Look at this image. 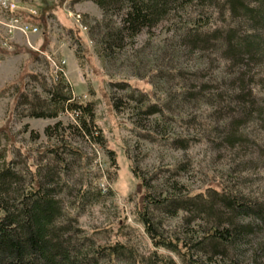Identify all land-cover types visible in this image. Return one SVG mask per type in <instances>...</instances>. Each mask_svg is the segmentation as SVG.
I'll return each mask as SVG.
<instances>
[{
  "label": "rangeland",
  "instance_id": "obj_1",
  "mask_svg": "<svg viewBox=\"0 0 264 264\" xmlns=\"http://www.w3.org/2000/svg\"><path fill=\"white\" fill-rule=\"evenodd\" d=\"M35 2L38 14L17 13L16 25L0 8V168L10 163L25 182L33 174L48 181L49 172L78 239L87 238L88 247L118 242L151 251L137 218L148 189L185 195L226 187L264 207V39L253 51L239 52L244 60L256 55L245 66L213 51L177 54L186 19L167 18L124 35L110 52L100 42L104 29L94 26H116L121 14L104 16L91 0ZM223 17L216 15L215 26ZM22 23L38 30L24 33ZM58 71L72 99L91 104L90 136L77 129L69 111L27 115L34 107L29 101L46 96L42 86H50ZM149 106L156 111L145 113ZM81 189L87 190L82 202ZM251 215L242 222L254 221ZM181 216H163L164 228H176ZM253 232L243 247L246 258L257 249L263 262L264 224Z\"/></svg>",
  "mask_w": 264,
  "mask_h": 264
},
{
  "label": "trees",
  "instance_id": "obj_2",
  "mask_svg": "<svg viewBox=\"0 0 264 264\" xmlns=\"http://www.w3.org/2000/svg\"><path fill=\"white\" fill-rule=\"evenodd\" d=\"M91 1L104 16L109 11L121 14L116 26L111 23L94 26L98 30L104 29L98 32L100 42L110 52L112 47L123 44L124 35L132 37L142 28L167 18L186 19L180 42H177V54L185 50L213 51L225 62L243 66L256 55H247L244 60L239 52L253 51L264 39L261 30L264 27V0ZM223 14L221 25L215 26L218 20L214 18L218 15L220 19ZM237 18H242L238 24ZM253 22L263 27L259 30V25ZM249 25L257 30L250 32ZM243 26H246L243 34L237 32ZM259 51L264 55L263 48ZM54 80L50 86H42L44 98L29 101V106L34 107L28 109L27 115L56 117L60 112L69 111L78 118L77 129L90 136L91 104H79L72 99L69 85L60 71L56 72ZM237 98L242 100L243 96ZM155 111L149 106L145 113ZM51 151L58 155L57 148ZM108 151L114 161L112 152ZM58 161L61 165L65 163L60 157ZM132 170L145 187L144 179L134 168ZM49 174H45L48 181L41 182L33 174L25 182L10 163L0 168V264H264V260L259 262L262 256L257 254V249L247 259L243 248L252 243L254 228L264 224V207L236 191L222 187L185 195L162 192L154 195L148 189L143 208L137 213L153 246L144 254L118 242L88 247L87 238L80 236L78 239L80 230L65 218ZM78 199L81 202L87 199V190L81 189ZM179 212L182 213L179 225L165 229L163 216L174 217ZM247 215L254 217V221L242 222ZM184 227L187 230L184 231ZM159 248L166 253L158 252Z\"/></svg>",
  "mask_w": 264,
  "mask_h": 264
},
{
  "label": "built area",
  "instance_id": "obj_3",
  "mask_svg": "<svg viewBox=\"0 0 264 264\" xmlns=\"http://www.w3.org/2000/svg\"><path fill=\"white\" fill-rule=\"evenodd\" d=\"M36 0H29L28 2H20L16 0H0V8L2 11H8L9 14H11V21L18 23L20 16L17 15V13H26L28 16H35L39 12V6H37L35 3ZM13 25V26H14ZM18 29H20L22 32L26 33L28 31L36 32L38 30L37 25L31 24V23H22ZM56 68H58L56 66ZM60 69V68H58Z\"/></svg>",
  "mask_w": 264,
  "mask_h": 264
}]
</instances>
